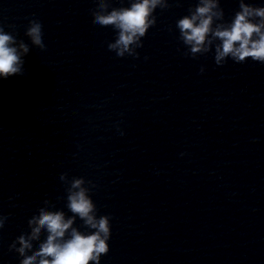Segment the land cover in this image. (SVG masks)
<instances>
[{
    "label": "clouds",
    "instance_id": "9594fccd",
    "mask_svg": "<svg viewBox=\"0 0 264 264\" xmlns=\"http://www.w3.org/2000/svg\"><path fill=\"white\" fill-rule=\"evenodd\" d=\"M128 2L127 7L113 8L111 0H95L96 7L91 10L92 23L99 28H111L116 33L114 41L107 45L109 52L119 58L126 55L138 58L136 50L143 47L142 38L157 22L156 9H167L169 2ZM224 15L220 0H198L194 8H189V14L176 22L179 40L187 48L184 54L196 58L207 54L214 46L218 66L225 64L228 58L236 63L251 58L264 64V6L239 0V10L230 22L224 20ZM25 35L33 46L46 50L39 20H29ZM29 51L28 44L18 41L0 26V78L24 75V57ZM203 71L201 68V73ZM120 134L123 135V131ZM59 180L66 185L64 207L72 215H66L64 210H53L55 204L44 200L38 214L27 222L30 231L19 235L9 245V251L22 258L20 264H100L101 256L109 252L111 217L97 215V206L90 195L96 186L83 177L69 178L67 173H62ZM77 217L88 232L74 226ZM6 221L7 216L0 215V229ZM42 234L45 238L41 241Z\"/></svg>",
    "mask_w": 264,
    "mask_h": 264
}]
</instances>
